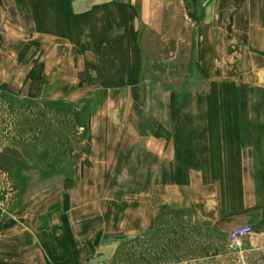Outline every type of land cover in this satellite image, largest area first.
<instances>
[{
	"label": "crops",
	"instance_id": "obj_1",
	"mask_svg": "<svg viewBox=\"0 0 264 264\" xmlns=\"http://www.w3.org/2000/svg\"><path fill=\"white\" fill-rule=\"evenodd\" d=\"M173 23L177 57L188 62L179 59V73L194 71L201 83L189 123L174 117L176 92L164 77L103 90L73 178L51 204L38 205L42 196L0 224V263L91 264L105 248L154 234L173 214L226 240L251 227L238 264H264V0H208L191 22ZM22 24L16 0H1L0 90L27 87L40 65L58 90L51 99H70L84 58L68 40L27 36ZM213 83L241 94L237 127L221 111L210 118Z\"/></svg>",
	"mask_w": 264,
	"mask_h": 264
},
{
	"label": "rangeland",
	"instance_id": "obj_2",
	"mask_svg": "<svg viewBox=\"0 0 264 264\" xmlns=\"http://www.w3.org/2000/svg\"><path fill=\"white\" fill-rule=\"evenodd\" d=\"M61 1L23 0L21 5L16 0L27 36L40 33L47 41L53 40L48 35L68 40L84 62L76 94L70 99H51L58 90L42 78L40 65L27 87L0 90V224L16 208L27 207L42 196L46 198L38 205L51 204L62 181L73 178L88 123V117L85 120L77 112L96 110L102 91L114 87L102 84L124 82L137 52L141 58L140 79L164 77L172 83L169 88L183 106L180 118L192 115V93L201 86L198 73L178 70L179 59L182 64L188 62L177 57L179 40L172 36L178 27L173 22H191L181 0H71L66 3L67 13L72 14L68 17L61 14L63 9H57ZM170 23L172 26L167 25ZM61 32L74 41L57 35ZM172 58L174 67H169ZM119 70L122 74L113 81ZM173 85L186 88L178 90ZM59 208H50L48 214ZM227 242L223 236L196 228L188 219L172 214L154 234L105 248L90 263L238 264L234 251L225 248Z\"/></svg>",
	"mask_w": 264,
	"mask_h": 264
},
{
	"label": "trees",
	"instance_id": "obj_3",
	"mask_svg": "<svg viewBox=\"0 0 264 264\" xmlns=\"http://www.w3.org/2000/svg\"><path fill=\"white\" fill-rule=\"evenodd\" d=\"M18 1L20 2L21 5L23 4V0H18ZM62 1H61V3H59L57 9H61V10L63 9L64 11L61 14L65 15L67 17L71 16L72 15L71 13H67L69 11L67 9V4H66L68 1H71V0H62ZM61 10H59V11H61ZM36 30L41 31L40 28H36ZM60 31L61 30H59V32ZM62 33L63 32L57 33V35L65 37L69 40H73L72 37L69 36L68 34H62ZM134 39H135V37L133 36L132 40H134ZM140 66H141V58L139 57V54L137 52L135 63L132 66V68H130L129 74H126V75H128V77L126 79H124V82H122L121 84H118V83L113 84L114 82L111 81L109 83L105 82L102 85L117 87V86H121V85H125V84L137 83L140 80ZM33 73H34V71L31 73V75H33ZM121 74H122V71L119 70L112 80L115 81L117 79V77ZM210 92L211 93L208 95V106H209L210 118H212V120L214 119V121L216 118V121H218L217 117L219 116V112L221 111L223 114L222 115L223 116L222 121L224 122V124L227 126H229V124H231V125L233 124L234 127H237L239 124L234 118L237 117V114H239V112L242 109V104L241 103L239 104L240 101L237 102V100H236V98L238 97L237 93L234 90L232 91L231 89L226 88V86L223 84L218 85L216 83H213L211 85V91ZM182 109H183V106L181 105V102L178 99L176 100L174 98V95H173L172 113H173L174 117L180 118L181 117L180 111ZM83 112H85V113L83 114ZM83 112H77V114H78V116L84 115L85 116L84 119L86 120L88 117L87 115L92 113L93 110L88 114H86L87 111H83ZM183 118H186V119H184L183 122L189 121V118L187 116H185ZM80 120H81V117H80ZM178 125H179V122H177L176 127H178ZM87 126H88V123L85 125V129H87Z\"/></svg>",
	"mask_w": 264,
	"mask_h": 264
},
{
	"label": "built area",
	"instance_id": "obj_4",
	"mask_svg": "<svg viewBox=\"0 0 264 264\" xmlns=\"http://www.w3.org/2000/svg\"><path fill=\"white\" fill-rule=\"evenodd\" d=\"M252 232V228L249 226L239 227L232 230L228 236V242L230 248L237 254L241 259L244 257V240Z\"/></svg>",
	"mask_w": 264,
	"mask_h": 264
},
{
	"label": "flooded vegetation",
	"instance_id": "obj_5",
	"mask_svg": "<svg viewBox=\"0 0 264 264\" xmlns=\"http://www.w3.org/2000/svg\"><path fill=\"white\" fill-rule=\"evenodd\" d=\"M191 18H197L208 0H181Z\"/></svg>",
	"mask_w": 264,
	"mask_h": 264
}]
</instances>
